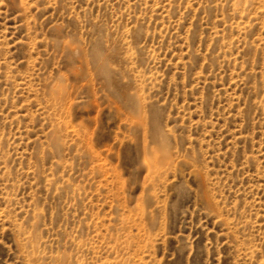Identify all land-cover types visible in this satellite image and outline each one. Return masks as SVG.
<instances>
[{
	"label": "rangeland",
	"instance_id": "obj_1",
	"mask_svg": "<svg viewBox=\"0 0 264 264\" xmlns=\"http://www.w3.org/2000/svg\"><path fill=\"white\" fill-rule=\"evenodd\" d=\"M0 264H264V0H0Z\"/></svg>",
	"mask_w": 264,
	"mask_h": 264
}]
</instances>
